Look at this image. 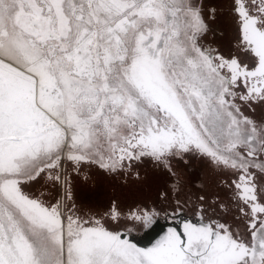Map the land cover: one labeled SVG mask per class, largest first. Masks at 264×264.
I'll return each instance as SVG.
<instances>
[{
    "label": "snow or ice",
    "instance_id": "1",
    "mask_svg": "<svg viewBox=\"0 0 264 264\" xmlns=\"http://www.w3.org/2000/svg\"><path fill=\"white\" fill-rule=\"evenodd\" d=\"M0 264H264V0H0Z\"/></svg>",
    "mask_w": 264,
    "mask_h": 264
},
{
    "label": "flooded vegetation",
    "instance_id": "2",
    "mask_svg": "<svg viewBox=\"0 0 264 264\" xmlns=\"http://www.w3.org/2000/svg\"><path fill=\"white\" fill-rule=\"evenodd\" d=\"M197 171L199 172L201 177H203L207 174V170L203 167L201 162L197 161V160H193L191 163V167L189 169H187L186 175L197 172ZM86 186H88V185H82L83 190L91 191L95 195H99V190L94 185V183L89 184L87 190H86ZM145 195L148 197L154 198L155 197V191L154 190L146 191ZM168 223L169 222H165L163 219H161V221L159 222V225H154L153 228H150L148 230H144V229L138 230V232L136 233V238L138 240H140L138 242L141 244H148V243H151V241L154 242L155 239L158 238V235L163 234L161 231L162 230L161 227H163V229L166 230V228L168 227ZM153 229L155 230V233H158L157 236H155L156 234H151V233H153ZM141 235H144V238H139Z\"/></svg>",
    "mask_w": 264,
    "mask_h": 264
},
{
    "label": "rangeland",
    "instance_id": "3",
    "mask_svg": "<svg viewBox=\"0 0 264 264\" xmlns=\"http://www.w3.org/2000/svg\"><path fill=\"white\" fill-rule=\"evenodd\" d=\"M94 185L99 190V195H95L96 198L101 204L106 203L107 197L111 193V186L109 182L107 180H104L103 178H95ZM88 186H86V190L88 189Z\"/></svg>",
    "mask_w": 264,
    "mask_h": 264
},
{
    "label": "water",
    "instance_id": "4",
    "mask_svg": "<svg viewBox=\"0 0 264 264\" xmlns=\"http://www.w3.org/2000/svg\"><path fill=\"white\" fill-rule=\"evenodd\" d=\"M158 235V233H156V235L155 236H157ZM139 238H144V235H141Z\"/></svg>",
    "mask_w": 264,
    "mask_h": 264
}]
</instances>
